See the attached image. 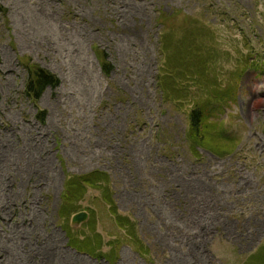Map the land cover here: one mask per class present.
Segmentation results:
<instances>
[{"label":"rangeland","instance_id":"rangeland-1","mask_svg":"<svg viewBox=\"0 0 264 264\" xmlns=\"http://www.w3.org/2000/svg\"><path fill=\"white\" fill-rule=\"evenodd\" d=\"M1 3L9 14H0V264H109L71 249L59 216L66 180L94 170L110 175L119 213L138 223L151 251L143 259L124 246L118 264H241L264 246V219L253 214L264 213V74L241 61L251 46L264 58V0ZM95 47L115 67L109 78ZM22 59L61 87L31 103ZM216 78L234 89L205 115L241 142L228 159L201 149L197 161L188 118ZM100 198L88 190L77 230L89 235L91 220L108 253L124 235ZM249 200L263 210H248Z\"/></svg>","mask_w":264,"mask_h":264},{"label":"trees","instance_id":"trees-1","mask_svg":"<svg viewBox=\"0 0 264 264\" xmlns=\"http://www.w3.org/2000/svg\"><path fill=\"white\" fill-rule=\"evenodd\" d=\"M0 14L6 21H8L9 10L3 6L1 0ZM168 36L169 35H167V37ZM167 37H164L163 40L167 41ZM165 51L167 52V49H165ZM203 51L209 52L207 59L212 56V53L209 50ZM94 52L100 63L102 74L105 77H111L115 67L109 61V55L107 52L98 47L94 48ZM254 56L256 59H251ZM207 59L203 61L201 57L198 58L199 67L200 69H203V77H201L203 80H206L209 77L208 72L210 70L207 66ZM182 60V67L188 71L187 73H191L190 70H188L190 64H192L191 60H188L185 57H183ZM253 60H256V62ZM21 61L28 73V79L25 86V96L28 100L32 101L31 103L38 104L48 89L56 91L61 87L62 83L60 78L49 70L34 63H29L31 59L26 62L23 59ZM170 61L171 59L169 58V62ZM241 61L246 65L245 72L251 70L259 75L264 74V66L262 65L264 64V58L262 55H259L252 46L250 47L249 55H246L245 57L242 56ZM170 64H172V62ZM180 75L183 77L185 74L182 73ZM160 85L163 91H165L163 88L164 85L162 83H160ZM213 87L215 88V92H211V96V93H208L210 97H208V100L204 101V103L197 102L188 118L189 130L186 134V142L190 144L189 146L192 151L191 155L197 161L204 160L203 156L198 152V150L201 149L219 160L224 158L228 159L237 153L239 143L241 142L240 137L233 136L234 139H232L226 136L227 134L225 135L224 133H221L222 130L220 124L216 123L218 121L213 123L210 120L211 122H208V116L205 115V109L209 108V105L214 101V98L216 102H223V104L224 101L227 102L229 92L234 89V87L229 86L224 91L217 78L213 81ZM178 98L180 97L178 96ZM179 101L181 100L179 99ZM47 116V111L39 110L37 113V119L42 124L46 123ZM236 184H238V181H236ZM89 189L101 192L100 200L108 207V213L114 219V223L118 230L124 235L123 238H118L108 243L107 246L110 249L108 253L103 251L105 246L104 240L101 235L96 232V227L93 225V222H90L91 220L85 224L86 227H89V235L83 232L84 226L82 229L77 230L70 225L72 216L79 213L81 210V206L78 205L84 200ZM61 199L62 205L59 210V216L66 222L65 225H63V230L68 238V246L77 253L89 257L91 261H106L109 264H118L121 260V249L124 246H128L143 259L150 257V249L140 238L138 223L135 220H132L131 217L123 216L119 213L115 194L112 190L111 177L108 173L101 170H94L86 174L71 175L66 180ZM245 205L248 210L251 208L250 205L256 210H263V208H259L260 206L258 204H252L251 200H249V204L245 203ZM226 209L227 208L223 207L222 212H225ZM88 212L92 214L95 213L92 209H89ZM253 214H258L264 219V213L256 212ZM92 216L94 217V215ZM256 220H260L259 217H257ZM241 264H264V246L249 255L246 261Z\"/></svg>","mask_w":264,"mask_h":264},{"label":"water","instance_id":"water-1","mask_svg":"<svg viewBox=\"0 0 264 264\" xmlns=\"http://www.w3.org/2000/svg\"><path fill=\"white\" fill-rule=\"evenodd\" d=\"M88 220V214L86 212H81L76 215H74L71 218V227L78 229V227L85 223Z\"/></svg>","mask_w":264,"mask_h":264}]
</instances>
